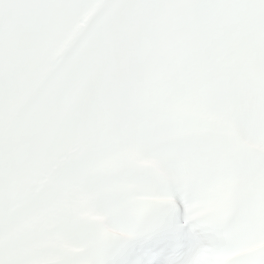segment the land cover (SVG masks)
Returning a JSON list of instances; mask_svg holds the SVG:
<instances>
[{"label": "snow or ice", "instance_id": "1", "mask_svg": "<svg viewBox=\"0 0 264 264\" xmlns=\"http://www.w3.org/2000/svg\"><path fill=\"white\" fill-rule=\"evenodd\" d=\"M0 264H264V0H0Z\"/></svg>", "mask_w": 264, "mask_h": 264}]
</instances>
